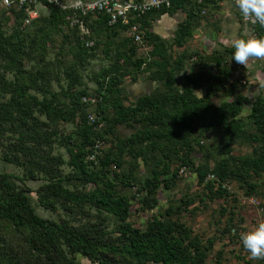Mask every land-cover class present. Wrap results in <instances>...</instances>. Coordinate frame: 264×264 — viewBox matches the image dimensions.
I'll return each instance as SVG.
<instances>
[{
  "label": "rangeland",
  "instance_id": "obj_1",
  "mask_svg": "<svg viewBox=\"0 0 264 264\" xmlns=\"http://www.w3.org/2000/svg\"><path fill=\"white\" fill-rule=\"evenodd\" d=\"M36 8L37 17L23 25L14 8L0 6V172L13 175L10 180L17 189L30 190L27 194L31 196L35 214L93 234L103 242L118 241V221L113 216L97 212L87 204L66 213L59 207L60 200L50 209L42 206L32 191L50 176L48 170L55 176L65 177L62 183L69 189H87L77 177V170L67 162V147L83 139L86 124L82 121V111L89 107L73 109L72 95L82 89L93 94L97 71L115 67L118 79L101 104L102 113L110 117L109 121L90 128L102 134L95 137L100 142L97 155L107 153L113 158L107 166V176L115 180L116 192L127 197L126 221L132 227H142L150 216L169 207V213L165 214L167 220L188 228L190 235H196L202 244H206V238L213 240L206 255L209 264H264V260L249 258L240 239L242 231L251 230L264 221V138L249 117L248 104L241 105L233 117L227 118V121L234 119L243 132V136L229 144L228 152L223 150L222 144L224 127L205 130V117L193 121L188 150L181 144L179 153L167 152L165 156L153 146L158 141L152 138L133 144L125 141L132 133L150 126L146 118L148 112L112 122L118 112L131 106L138 96L148 94L165 102V120L169 127L173 126V99L182 92L184 76L191 72L213 71L215 74L193 90L198 97H202L205 89L209 90L208 97L202 99L211 104L217 105L232 97L233 93L227 92L229 84L234 93L249 99L257 94L264 98V87L260 86L264 81V60L251 59L246 67L231 60L233 41L250 36L230 2L206 3L203 13L188 18L190 34L180 44L175 43L174 35L178 23L185 19L183 9L155 19L145 18L142 45L130 42L121 30L92 34L93 47L82 61L71 47L73 35L64 39L62 31L50 30L47 8ZM158 44L162 45L160 54L152 53L149 65L136 68L134 60L145 56L147 50ZM161 55L165 59L163 69L154 65L161 61ZM127 57L129 64L123 61ZM226 69L228 75H224ZM33 99L44 100L50 113L46 115L38 109ZM116 101L118 107L113 105ZM181 155L185 165L180 163ZM259 155H263L262 168L252 172L248 167L244 179L254 186L251 190L235 173H230L223 181L229 187L224 197L214 194L215 186L209 190L204 181H197L196 169L214 170L217 178L227 169L239 173L242 159ZM51 156L59 158V162L55 163ZM181 167L183 173H179ZM152 171L159 172L153 178L156 187L152 196L156 203L144 208L135 188L140 187ZM30 175L32 178H28ZM66 177L68 181H64ZM126 177L131 179L132 186L117 183ZM232 226L233 233L229 231ZM27 239L23 228L15 229L9 221L0 219V264H48ZM73 256L79 264H98L78 253ZM55 264L69 263L58 260Z\"/></svg>",
  "mask_w": 264,
  "mask_h": 264
},
{
  "label": "trees",
  "instance_id": "obj_2",
  "mask_svg": "<svg viewBox=\"0 0 264 264\" xmlns=\"http://www.w3.org/2000/svg\"><path fill=\"white\" fill-rule=\"evenodd\" d=\"M206 3L212 4L214 2L212 0H202V2L172 0L168 7L151 9L136 18V20L139 21L140 27L143 29V20L147 17L155 19L162 14L170 15L175 10H185V19L178 23L174 35L175 43L180 44L183 38L190 34L188 18L199 14ZM46 8L48 10L47 22L50 24V30L62 31L64 39L72 34L73 44L71 47L78 52L79 59L81 61L84 60L87 56V51L93 47V44L90 47H85L77 34V29L75 27L68 28L64 25L63 13L50 5H47ZM15 10L20 15L22 23L24 11L22 9ZM85 23L90 30L89 37L92 39L93 35L100 31L108 29H111L112 32L124 30V26L119 23L107 25L106 15L101 13L88 14L85 18ZM91 27L92 30L90 29ZM253 28L256 36H264V30L261 26L255 24ZM143 35L141 34V43L139 45H142ZM129 40L138 44L131 38ZM131 49H133L132 46ZM161 49L162 45L158 44V46L147 50L145 56L134 60L135 67L145 66L147 63L149 65L150 55L152 53L160 54L159 51ZM160 58L161 61L158 63L154 62V65H160V68L163 69L165 67L163 63L165 59L162 55ZM123 61L128 64L131 63L128 57L124 58ZM115 69V67H108L105 69L100 68L97 71L96 88L93 94L82 89L77 94L72 95L73 109H77L79 106L82 108L84 105L89 107L82 111V121L86 124L82 130L83 139L81 142L67 147V162L77 170V177L83 184L87 185V189L83 191L69 189L62 183L65 177L55 176L48 170L50 176H47L46 180L40 182L32 191L35 192L38 202L50 209L54 208L53 205L56 200H60L59 207L66 213H70L74 207L87 204L97 212L113 216L118 221V241L103 242L93 234H86L67 227L55 219L39 217L35 214L31 205V196L27 194V191L30 190L27 188L24 191L14 187L10 180L13 175L6 172H0V219L9 221L15 229L23 228L28 234L27 242L29 245L40 251L48 264H55L58 260L66 261L69 264H79L74 259L73 255L75 253L98 264H209L206 261V255L211 248L213 240L206 238V244H202V241L196 235H190L188 228L183 227L180 223L167 220L165 214L169 213V207L162 213L150 216L142 227H132L126 221L129 214L127 197L116 192L114 189L115 180L107 176V166L113 162L112 156L103 153L100 157L96 154L94 159H87V155L92 151L94 140L102 137L101 133L92 130L90 126H95L101 121H109L110 118L103 115V106L101 104L105 99L106 93L111 91L110 87L118 79L119 74L115 72ZM228 73L229 70L226 69L224 75H228ZM214 76L213 71L191 72L184 76L182 92L173 99L175 103L173 104L175 106L172 107L175 109L172 118L173 126L170 125L169 127L165 120L167 113L164 108L165 102L154 99L148 94L138 96L131 106L119 111L112 122L125 121L134 115L138 116L142 112H148L146 118L150 126L132 133L125 138V141L128 144H133L152 138L158 141L153 146L162 150L165 156L167 152L179 153L181 144L182 146L185 145L186 150H188L190 148L188 136L191 133L193 121L205 117L207 118L204 124L205 130L216 126L224 127L225 133L222 144L224 145L223 150L228 152L230 151L229 144L243 136V132L234 119L227 121V118L233 117L239 111L241 105L248 104L249 117L260 132L261 137L264 138V98L261 94L249 99L243 94L234 93L233 87L229 84L230 88L228 86L227 92L233 93L232 97L217 105L211 104L207 99H202L208 97L209 90L205 89L202 97L194 94V89L200 87L202 82ZM82 96L96 99L95 104L91 105L92 108L89 103L81 101ZM33 103L46 115L50 113V108L44 103V100L33 99ZM113 105L118 107V102L116 101ZM88 112L94 114L95 124L87 123L86 114ZM88 124L89 126H87ZM50 158L55 163L59 162V158L52 156ZM262 161L263 155L242 159L238 166L239 173L237 171L231 172V170L227 169L221 172L217 178L220 184H225L223 182L225 177L229 176L230 173H235L242 178L244 184L251 190L254 186L244 180L247 177V168L249 167L252 172H255L262 168ZM180 163H184L183 155L180 156ZM115 164L118 165L119 163L115 162ZM164 170H167L166 166ZM207 172L205 168L196 169L197 181L202 183ZM209 172L215 174L214 170H209ZM158 174V171H152L151 176L144 178L140 187L135 188L136 193H140V204L144 208L153 207L156 203L152 196L156 187L153 178L157 177ZM115 175L113 172V177ZM28 178H32V176L30 175ZM64 181H68L67 177ZM117 183L124 187L133 185L131 179L127 177L120 178ZM204 185L209 190L214 187L213 183L209 181L205 182ZM214 194L224 197L227 195V191L221 185H217L214 187ZM232 227L234 228V226ZM116 256L118 258H115Z\"/></svg>",
  "mask_w": 264,
  "mask_h": 264
},
{
  "label": "built area",
  "instance_id": "obj_3",
  "mask_svg": "<svg viewBox=\"0 0 264 264\" xmlns=\"http://www.w3.org/2000/svg\"><path fill=\"white\" fill-rule=\"evenodd\" d=\"M172 0H0V6L5 8L22 9L24 11V17L22 24H28L32 19L37 17V6L46 8L47 5L61 11L63 13L64 25L68 28H76L77 34L85 47H90L93 44L92 38L89 37L90 30L85 23V18L88 14L101 13L106 15V24L113 25L119 23L124 26V32L134 42L141 43V27L139 18L151 9H158L161 7H168ZM196 2H202V0H195ZM214 3H220L222 0H212ZM235 8L237 17L240 22L246 26L249 36H256L253 25L250 21L245 20L240 13L239 9L235 6L234 0H227ZM203 13V9L200 10ZM166 16L162 14L160 17ZM259 25V24H258ZM261 26V25H259ZM264 30V26H261ZM244 81V80H242ZM81 101L95 104L96 99L89 96H82ZM87 123L92 124L95 122L94 114L91 112L86 114ZM100 123V122H99ZM98 123V124H99ZM95 124V123H94ZM100 125V124H99ZM100 142L94 140L92 144V151L87 155L88 160L94 159L95 155L99 153ZM184 168L181 167L179 173H183ZM204 182H211L214 186L221 185L226 190L229 189L227 184L219 182L215 178L214 174L208 172L203 178ZM251 202V201H250ZM252 203V202H251ZM263 208L260 207L261 211ZM230 232H234V228H230Z\"/></svg>",
  "mask_w": 264,
  "mask_h": 264
},
{
  "label": "clouds",
  "instance_id": "obj_4",
  "mask_svg": "<svg viewBox=\"0 0 264 264\" xmlns=\"http://www.w3.org/2000/svg\"><path fill=\"white\" fill-rule=\"evenodd\" d=\"M245 20L252 24L264 26V0H234ZM232 59L238 64L247 66L251 59L264 60V36L241 37L233 41ZM264 87V81L260 82ZM243 248L252 260H264V221L259 222L251 230L240 233Z\"/></svg>",
  "mask_w": 264,
  "mask_h": 264
},
{
  "label": "crops",
  "instance_id": "obj_5",
  "mask_svg": "<svg viewBox=\"0 0 264 264\" xmlns=\"http://www.w3.org/2000/svg\"><path fill=\"white\" fill-rule=\"evenodd\" d=\"M167 16V15H166Z\"/></svg>",
  "mask_w": 264,
  "mask_h": 264
}]
</instances>
